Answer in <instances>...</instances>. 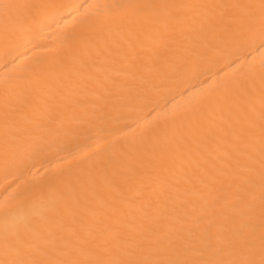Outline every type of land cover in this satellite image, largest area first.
<instances>
[{
  "label": "snow or ice",
  "instance_id": "obj_1",
  "mask_svg": "<svg viewBox=\"0 0 264 264\" xmlns=\"http://www.w3.org/2000/svg\"><path fill=\"white\" fill-rule=\"evenodd\" d=\"M0 59V264H264V0H0Z\"/></svg>",
  "mask_w": 264,
  "mask_h": 264
},
{
  "label": "bare ground",
  "instance_id": "obj_2",
  "mask_svg": "<svg viewBox=\"0 0 264 264\" xmlns=\"http://www.w3.org/2000/svg\"><path fill=\"white\" fill-rule=\"evenodd\" d=\"M69 2H72V3H93V2H96V0H69ZM99 2L102 3V2H105V0H99ZM2 64H3V60L0 59V65H2ZM224 71H227V69H224ZM4 72H5V69L0 67V73H4ZM198 87H199V85H198ZM183 102H184L183 98L179 95L174 97L173 99L168 100L169 105L181 104ZM160 103L163 104L164 100L161 99ZM52 162H55V161H52ZM48 163H49L48 161L38 162L33 167L38 168L39 170L42 171L44 167L48 166ZM13 178H14L13 176L4 175V174L0 173V196L6 195L7 192L10 190V189L6 188V185H9Z\"/></svg>",
  "mask_w": 264,
  "mask_h": 264
}]
</instances>
